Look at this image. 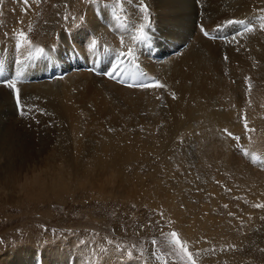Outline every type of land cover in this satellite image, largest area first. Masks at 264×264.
Instances as JSON below:
<instances>
[{
  "label": "bare ground",
  "instance_id": "1",
  "mask_svg": "<svg viewBox=\"0 0 264 264\" xmlns=\"http://www.w3.org/2000/svg\"><path fill=\"white\" fill-rule=\"evenodd\" d=\"M83 3V15L76 9L82 4L77 1L75 7L73 4L71 7L75 10L73 15L67 16V20L64 15L61 20L58 17L52 19L51 25L31 43V47L25 46L19 52L16 50L15 33L19 32L16 28L0 43V56L4 57L0 61L9 68L4 81H15L20 95L18 107L16 93L7 83H0V116L6 118L0 124V155H8L0 159V189L15 187L26 191L36 184L37 176L23 170L34 168L37 163L34 156L38 153L57 150L68 156L72 151L85 150V157L75 161L67 159L65 163H73L71 168L74 169L83 168L86 167V159L89 167L104 166L89 152L92 149L90 140L84 145L77 141L82 132L81 117L94 130H105L107 125L103 127L102 121L106 120L110 122L109 131L120 129L130 134L132 130H138V135L132 139L145 135L158 141L165 161L173 162L180 169L185 168V172L188 160L168 158L170 154L164 143L171 138L167 141L168 146L185 157L188 147L184 140L193 135L212 149V154L205 156V163H209V181L212 183L209 190L214 199L222 194L219 186L224 177L233 176L243 193L249 190L253 194V199H247L251 208L258 203L264 204V168L261 163V159L264 160V133L253 136L251 145L246 144L254 129L253 123L249 122L251 118L247 119L246 114L252 111L249 108L254 103H259V106L251 117L264 121V30L260 29L264 23V0H143L149 9L147 22L139 11L140 0H85ZM16 9L12 14L15 15L14 21L23 22L27 14L19 3ZM229 20L244 21L245 25L250 22L254 31L245 33L244 25L228 24ZM145 23L148 39L138 42L134 37L138 35L140 25ZM26 36L31 41L35 33L29 32ZM93 41L96 43L94 49ZM36 47L49 51L52 62L27 60L28 52H34ZM128 48L134 49V59L129 58L123 64L138 67L164 87L134 88L112 78L108 80L106 75L96 76L97 71L85 69L87 61H96L94 56L98 53L108 54L107 59L113 58L115 63L114 53L126 52ZM147 51H153L154 57H150ZM17 60L22 63H16ZM46 68L53 69L50 77L45 73L40 75ZM104 69L103 73L111 71V64L107 63ZM18 72L23 73L19 80L16 78ZM118 94L136 96H126L131 104L124 109L113 103ZM151 113L154 115L150 122L148 117ZM161 119L164 121V130L160 132L163 139H158L154 137L155 126ZM245 121L248 130L245 129ZM41 128L47 134L45 145L40 150L35 146ZM54 129L56 133H52ZM224 129L239 140L228 136ZM177 138L183 140L179 142ZM56 142L59 146L54 145ZM131 142H126L121 156L113 152L111 159L122 163L125 159H132L135 152ZM79 146L81 149L77 151ZM147 147L142 144L140 151ZM239 147L242 151L244 149L242 161L238 155ZM27 152V159H19ZM215 181L216 185L213 184ZM157 191L162 197L167 193L162 187H157ZM220 204L223 207L227 204L230 209L227 202ZM187 210L188 207L184 206V211ZM204 210L202 208L200 211L203 212L187 213L186 216L181 214L177 229L189 245L204 246L212 251L210 246H206L212 242L213 251L221 254L218 255L221 257L219 260L227 264H236L232 253L239 249L238 241L246 244L252 241L250 235L253 233H264L263 213H243L240 217H248L247 220L236 226V214H231L234 217L229 212L220 215L214 212L215 207L214 211ZM169 211L177 214L174 207ZM253 215L256 217L254 221L251 220ZM248 237L251 240L247 241ZM50 245L53 248L32 264H60L63 261L75 264V255L61 242ZM195 249L203 250L200 247ZM127 256H121L116 264H136ZM237 258L238 261L245 260L240 256Z\"/></svg>",
  "mask_w": 264,
  "mask_h": 264
},
{
  "label": "rangeland",
  "instance_id": "2",
  "mask_svg": "<svg viewBox=\"0 0 264 264\" xmlns=\"http://www.w3.org/2000/svg\"><path fill=\"white\" fill-rule=\"evenodd\" d=\"M77 1L82 4L76 9L83 15L85 0H39V3L28 0L27 5L23 0H0V43L13 34L15 28L25 33H35L31 43L35 42L42 36L43 30L51 25L52 19L58 17L61 20L63 15L72 16ZM18 3L24 14H27L23 22L14 21L15 15H12L14 9L17 11ZM71 3L74 5L72 9ZM61 9L64 10L62 13ZM96 76L104 77L103 72L96 73ZM105 77L110 79L107 75ZM128 95L136 96L118 94L113 103L126 109L131 104L126 97ZM123 102L125 103L122 104ZM258 106L259 103H254L249 108L252 111L246 114L254 126L246 140L247 145H251L253 136L264 133V121H256L251 117ZM139 115L141 116V112ZM152 115L154 114L151 113L148 117L150 122L153 120ZM79 119L82 132L77 136L78 143L84 145L90 140L92 149L89 152L104 166L89 167L86 159V167L83 168L74 169L71 168L73 163H65L67 159L75 161L85 157V150L72 151L68 156L61 155L57 150L36 154L34 157L37 163L34 168L23 170L37 176L36 184L26 191L15 187L0 189V264H32L53 248L50 244L58 242L75 255V264H116L121 256L126 258L127 255L136 264H187V257L182 260V253L177 254L170 235L176 232L179 239L185 242L177 229L181 214L186 216L187 213H200L203 212L200 211L202 208L214 211L215 207L214 212L220 215H227L228 212L236 214V226L244 219L247 220L248 217H240L243 213L259 212L264 215V208H251L247 199H253V194L249 190L243 193L233 176L224 177V182L219 186L222 194L214 199L209 190L212 184L209 181L211 171L209 163H205V156H210L212 149L197 137L191 135L184 140L188 147L185 157L168 146L167 141L171 138L165 140L164 148L170 154L168 158L188 160V170L185 172V168L180 169L173 162L165 161L163 148L158 141L145 135L132 139L134 135H138V130H132L130 134L123 133L120 129L109 131L110 122H106L107 120L102 121L103 127L107 125L105 130H94L85 124L84 118ZM5 120L4 115L0 116V124ZM162 120L155 126L154 137L158 139H163L160 135L164 130ZM52 133H56V129ZM46 134L47 131L41 128L35 148L41 150L44 147ZM177 139L179 142L183 140ZM127 141H132L135 152L133 158L128 161L125 159L124 163L111 159L113 152L121 156ZM142 144L148 147L141 152ZM54 145L59 146L57 142ZM80 146L77 151H80ZM108 147L112 152L104 151ZM28 152L19 156V159H27ZM242 153L244 149L242 151L239 147L240 161L244 157ZM7 156L0 155V159ZM11 157L16 160L15 156ZM261 161L264 168V160ZM213 184L216 185V181ZM157 187L167 191L165 197L158 193ZM223 201L229 204L230 209L225 207L227 204L221 206L220 202L223 204ZM184 206L188 207L187 211H184ZM172 207L176 208L177 216L169 211ZM255 218L253 215L251 220L254 221ZM259 234L250 235L252 241L246 244L238 241L239 249L232 253L236 264H264V233ZM153 240L156 241L155 245L152 244ZM248 240L251 239L248 237ZM206 246L214 250L212 242ZM187 247L197 264H227L224 260H219L221 257L218 255L221 254L204 246L195 247L187 243ZM198 247L203 250L195 249ZM237 256L245 260L238 261ZM60 264L70 263L63 261Z\"/></svg>",
  "mask_w": 264,
  "mask_h": 264
},
{
  "label": "snow or ice",
  "instance_id": "3",
  "mask_svg": "<svg viewBox=\"0 0 264 264\" xmlns=\"http://www.w3.org/2000/svg\"><path fill=\"white\" fill-rule=\"evenodd\" d=\"M23 2L26 5L28 4V0H23ZM36 2L39 3V0H36ZM140 2H141V6L139 8V11L144 14L143 18L147 22V21H149L148 6L143 3V0H140ZM67 19H68V17L65 16V20H67ZM80 19L83 21L84 17H80ZM233 23H238V24L244 25V32L245 33H251L254 31V28L250 22L245 25L244 21H232V20L228 21V24H233ZM146 28H147V23L140 25L138 35H136L134 37V39L137 40L138 42L147 40L148 37H147V34L145 32ZM260 29L264 30V23H262L260 25ZM201 30L204 31L203 28ZM15 35H16L15 48L18 52L25 46L31 47V41H29L27 39L26 33L23 30H20ZM204 35L207 36L208 33L206 31H204ZM233 39H235V37ZM95 46H96V43H95V41H93L92 42V48L94 49ZM54 50L55 49H53V51ZM129 58L134 59V49H132V48H128L126 52L123 50H121L119 52H115L114 53L115 63H111V71H105L103 73V75H107V76H109V78H112V79H119V76L122 75V73L120 72V68L123 65V63H125L127 61V59H129ZM26 59L32 61L33 63L38 62L41 59L47 61L48 63H51L53 60L50 52L46 51L44 47H36L34 52L29 51ZM225 60H227V57H225ZM16 63L20 64V63H22V61L17 60ZM3 73H4V65H3V62L0 61V75H3ZM22 75H23V73H21V72L16 73L17 80H19L22 77ZM132 78L134 81H139V83L134 84V85H129V86H139L141 88H162V87H164V85L161 84L158 80L148 81V78L145 77L143 73H134V74H132ZM0 83H7L8 87L13 89V91L16 93L17 106L20 107V95H19V89L16 87V82L15 81H13V82L0 81ZM175 98H176L175 94H173V99H175ZM244 126H245V129L248 130V125H247L246 121H245ZM224 132L227 133L228 136H232L233 139L239 140V137L233 136L232 133L227 131V129H224ZM225 207H227V205H225ZM254 207L264 208V204L258 203L256 205H254ZM229 215H231V213H229ZM170 235L172 237V243L174 244V246L177 249V254L180 255L182 253L181 259L183 260L184 257H187V264H197L196 260L193 258V253H191L188 250L187 243L181 241L176 232H172V233H170ZM152 244L155 245L156 241L153 240ZM197 255H199V253H197Z\"/></svg>",
  "mask_w": 264,
  "mask_h": 264
}]
</instances>
